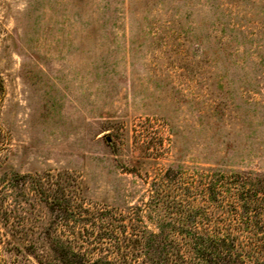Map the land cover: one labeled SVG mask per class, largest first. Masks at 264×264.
Segmentation results:
<instances>
[{
	"label": "rangeland",
	"instance_id": "rangeland-1",
	"mask_svg": "<svg viewBox=\"0 0 264 264\" xmlns=\"http://www.w3.org/2000/svg\"><path fill=\"white\" fill-rule=\"evenodd\" d=\"M168 168L264 171V0H0V264H60L37 175L126 209Z\"/></svg>",
	"mask_w": 264,
	"mask_h": 264
},
{
	"label": "trees",
	"instance_id": "trees-1",
	"mask_svg": "<svg viewBox=\"0 0 264 264\" xmlns=\"http://www.w3.org/2000/svg\"><path fill=\"white\" fill-rule=\"evenodd\" d=\"M178 170L166 169L150 199L126 209L88 202L66 172L37 175L33 191L51 214L42 234L51 258L60 264H264V171L208 168L186 177ZM0 206L7 225L8 209Z\"/></svg>",
	"mask_w": 264,
	"mask_h": 264
}]
</instances>
